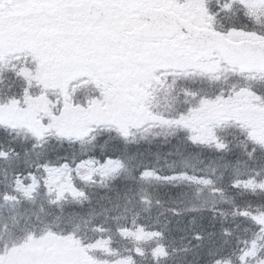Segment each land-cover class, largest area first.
Masks as SVG:
<instances>
[{"label":"trees","instance_id":"obj_1","mask_svg":"<svg viewBox=\"0 0 264 264\" xmlns=\"http://www.w3.org/2000/svg\"><path fill=\"white\" fill-rule=\"evenodd\" d=\"M227 1L214 0L212 7H223ZM231 1V14L222 11L217 17L222 25L224 21L237 24L235 29H242L245 37L264 41V0H251V5L247 0ZM161 79L168 82L161 84L149 108L168 121L200 108L203 100L216 101L222 90L227 97L247 93L252 99H264V75L260 74L223 70L212 77L168 73ZM10 83L11 73L5 72L0 90ZM32 93L38 96L39 90L34 87ZM90 94L86 90L78 98ZM49 95L55 100L54 93ZM30 133L0 123V153L7 154L0 157V248L19 244L28 233L39 236L51 231L60 236L74 233L75 239L89 245L83 254L75 248L63 251L91 264L128 260L132 264H216L217 260L240 264L242 251L251 249L254 240L258 247L264 244L257 240L260 229L251 218L264 217V190L258 187L264 182V148L251 141L234 120L214 123L196 135L173 124L148 125L132 131L127 140L117 131H104L96 133L91 143L50 138L38 148L32 147L35 141ZM190 137L198 142L192 143ZM217 138L227 149L216 150ZM106 157L123 165L114 178L105 179L92 170L97 167L90 163L92 158L103 163ZM44 163L55 168L67 165L70 175L64 189L74 186L86 199L65 191L63 199L51 203L55 194H46L43 181L26 196L17 177L27 187L31 183L27 174L35 173L39 179L44 173L36 166ZM88 163L93 167L84 181L77 169ZM146 171L153 175L141 178ZM241 212L249 215L241 216ZM197 233L202 240L193 239ZM161 246L167 255L154 256ZM261 261L264 250L250 255L247 264Z\"/></svg>","mask_w":264,"mask_h":264},{"label":"snow or ice","instance_id":"obj_2","mask_svg":"<svg viewBox=\"0 0 264 264\" xmlns=\"http://www.w3.org/2000/svg\"><path fill=\"white\" fill-rule=\"evenodd\" d=\"M199 5L200 0H0V83L5 72L11 73V83L7 89L0 90V109L7 107L25 112L32 102L47 101L49 116L41 118L39 129L30 133L35 141L33 148L42 147L50 138L72 144L91 143L97 138L96 133L104 131H117L121 139L127 140L130 135L128 124L116 115V109L105 111V105L112 104L114 93L128 103L139 90L151 91L158 87L157 78L162 73L175 75L172 68L157 65L165 60H184L181 47L191 46L203 51L199 47L201 41L223 45L218 36L243 31L229 28L223 33L216 32L215 18L222 14L219 6L213 11L204 4V20L210 28V33L204 35L193 30L194 21L183 11L173 14L177 9ZM215 52L213 49V55ZM167 82L165 79L159 83L166 85ZM34 87L39 90V96L33 95ZM86 90L91 94L78 98L80 92ZM50 92L54 93L55 100ZM227 98L222 90L216 101ZM73 118L80 119L86 131L76 134L61 126L62 122ZM146 118L156 119L154 116ZM184 118L185 113H181L175 123L179 125ZM190 141L196 143L198 138L190 137ZM215 147L217 151H223L228 146L217 138ZM6 156V153H0V157ZM90 163L97 165L92 170L105 179L114 178L123 168L111 157H106L103 163L92 158ZM36 168L44 175L38 179L35 173H28L26 178L31 183L27 187L17 177L16 183L26 196L36 191L43 181L47 195L55 192V200L51 203L63 199L65 191L73 197L86 199L74 186L69 189L53 186L52 177L56 172L63 174L61 170L53 169L47 163L37 164ZM66 168L67 165L62 166V169ZM152 175L146 171L141 173V178ZM81 179L87 181L89 177ZM258 187L264 190V182ZM4 199L9 197L5 195ZM240 215L249 214L241 212ZM251 218L260 229L257 240H264V219ZM224 234L229 233L225 230ZM193 239L200 241L203 237L197 233ZM89 247L75 239L74 233L63 236L51 231H44L39 236L28 233L19 244L11 248L5 244L0 248V264H91L87 259H77L63 251L75 248L83 254ZM251 249L242 251L240 264H247L250 255L256 256L264 250V244L258 247L254 240ZM166 255L162 246L154 252V256ZM122 264H132V261ZM216 264L221 261L217 260Z\"/></svg>","mask_w":264,"mask_h":264},{"label":"rangeland","instance_id":"obj_3","mask_svg":"<svg viewBox=\"0 0 264 264\" xmlns=\"http://www.w3.org/2000/svg\"><path fill=\"white\" fill-rule=\"evenodd\" d=\"M250 2L251 0H247V4L251 5ZM181 11H183V14L191 21H194V26L199 28L202 27L203 24H206L203 11L199 7L193 8L189 6L186 9H177L176 13ZM227 39L231 41H259L257 38L245 37L244 35L234 31L227 35ZM260 41L264 44L263 40ZM181 52L185 56L184 60H173L171 62L165 60L158 63L157 66L165 69L172 68L175 73H191L198 76L204 75L208 77L219 75L222 70H226L224 67H221V61L216 55L210 57L205 56L200 52L199 54L193 56L186 53V46L181 47ZM159 82L160 79L157 78L159 86L153 87L151 91L146 89L139 90L136 96L129 98L128 103H125L119 95L114 93L113 102L110 105H105V111L116 109V115L128 124L130 135L132 131L147 127L148 125L169 126L170 124L187 129L191 135L195 132L194 135H196L199 132L208 131L209 126L214 123H223L227 120H234L238 122L239 126L242 127V130L245 131L246 136L251 141L264 148V105H262V101L258 98L252 99V97L247 93H234L230 94L228 98L223 101L204 103L205 100H203L200 103V108L185 114L184 120L178 125L175 121H168L162 117H156L154 115V111L152 112L148 107L150 101H154L153 94L161 88V83ZM52 106L54 107V104ZM49 112L50 109L47 101L41 102L39 100L32 102L25 112L9 110L6 107V109H0V123L12 128L22 127L28 132H31L33 129H39L41 118L49 116ZM147 116H154L156 119L151 120L146 118ZM162 121H167V123H162ZM61 126L76 134L86 131L83 122L78 118H73L70 121H64ZM91 167L93 166L89 163L80 166L77 169V173L80 176H85V173H87ZM52 168L63 172V174L56 172L53 175V186L56 189L64 188V185H66L69 181L68 168L62 169L55 168L53 166ZM53 194H55V192H53Z\"/></svg>","mask_w":264,"mask_h":264},{"label":"water","instance_id":"obj_4","mask_svg":"<svg viewBox=\"0 0 264 264\" xmlns=\"http://www.w3.org/2000/svg\"><path fill=\"white\" fill-rule=\"evenodd\" d=\"M193 30L199 35L210 33L204 29L198 30L193 28ZM217 39L222 40L224 44L220 45L201 41L199 47L203 49L206 55L213 54V49H216L215 53H217L221 59L230 66L238 67L242 73H264V45L259 42L251 43L248 41L231 43L223 36H218ZM187 52L192 54L200 51H197L195 47L188 46Z\"/></svg>","mask_w":264,"mask_h":264}]
</instances>
